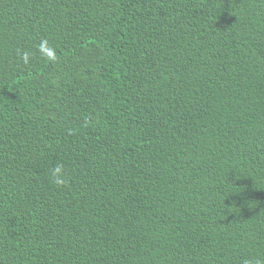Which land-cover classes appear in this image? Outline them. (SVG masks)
<instances>
[{
    "label": "trees",
    "instance_id": "16d2710c",
    "mask_svg": "<svg viewBox=\"0 0 264 264\" xmlns=\"http://www.w3.org/2000/svg\"><path fill=\"white\" fill-rule=\"evenodd\" d=\"M0 264H264V0H0Z\"/></svg>",
    "mask_w": 264,
    "mask_h": 264
},
{
    "label": "clouds",
    "instance_id": "9594fccd",
    "mask_svg": "<svg viewBox=\"0 0 264 264\" xmlns=\"http://www.w3.org/2000/svg\"><path fill=\"white\" fill-rule=\"evenodd\" d=\"M38 51L49 62H55L57 60L55 49L48 44L46 39L40 42ZM18 55L20 56L23 64L27 65L30 63V54L27 51H24L22 54L18 53ZM51 182L57 186L67 184V180L65 179V167L63 164H57L51 170Z\"/></svg>",
    "mask_w": 264,
    "mask_h": 264
}]
</instances>
